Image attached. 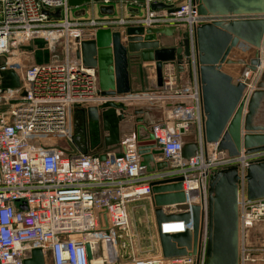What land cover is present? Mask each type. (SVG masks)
I'll return each mask as SVG.
<instances>
[{"label":"built area","instance_id":"1","mask_svg":"<svg viewBox=\"0 0 264 264\" xmlns=\"http://www.w3.org/2000/svg\"><path fill=\"white\" fill-rule=\"evenodd\" d=\"M68 1L0 0V59L11 48L18 51L23 41L43 38L49 42L50 33L57 34L53 43L65 38L63 49L54 48L46 64L35 65L30 53L28 58L20 51L15 54L17 61L0 60V74L14 71L20 83L19 88H6L8 79L0 75V264H23L32 249H39L44 258L48 255L51 264H92L86 244L98 242L101 254L103 243L115 248L120 233L129 229L128 206L142 200L152 203L154 183L178 177L185 200L176 205L182 207L176 213L190 214L193 205L200 208L202 236L197 254L130 255L117 264H204L208 175L233 165L239 176L238 264L264 263V198L248 200L244 180L248 162L264 158V151L230 158L203 138L194 30L200 23L228 18L199 14L197 0H143L142 5L129 2V7L124 0L99 4L89 0L83 11L73 8L77 9L74 15ZM157 4L163 7L153 8ZM99 5H112L114 15L100 14ZM132 9L138 14L127 16ZM57 10L58 17L45 14ZM129 26H173L187 36L190 55L189 62L181 64L182 71L167 65L161 88L141 97L121 98L160 100L164 107L167 101L171 104L165 120L150 130L155 147L162 150L157 160L168 165L163 172L146 173L134 136L122 141L120 150H105L104 160H99L75 147L70 130L71 105L100 99L93 69L83 68L75 59L74 41L88 39L99 29L123 32ZM174 38V46H182L183 38ZM24 60L27 65L22 64ZM239 79L249 81V71ZM20 90L25 93L22 98ZM190 130L197 150L186 160L181 150L183 136ZM44 138L56 142H41ZM191 226V220L165 221L160 233H184ZM154 234L158 239L156 226Z\"/></svg>","mask_w":264,"mask_h":264},{"label":"water","instance_id":"2","mask_svg":"<svg viewBox=\"0 0 264 264\" xmlns=\"http://www.w3.org/2000/svg\"><path fill=\"white\" fill-rule=\"evenodd\" d=\"M102 0H93L99 4ZM111 3L117 0H109ZM139 5L143 0H124ZM201 15L228 19L200 23L194 30L198 81L201 106L204 117L203 138L206 144L216 145L219 152L234 158L242 152L245 155L264 151V0H197ZM89 0H69L70 8L82 7ZM157 4L153 8H161ZM102 15H112L113 6L99 5ZM45 14L58 17L59 11ZM82 11L78 13L81 15ZM183 38L182 46L163 47L160 38ZM75 59L85 69H93L95 76V102L72 104L70 118L72 130L81 120L87 122V138L90 154L104 160L103 152L121 145L124 129H133L138 140V154L146 173L163 172L168 169L166 161L157 160L162 154L156 148L150 133L155 124L150 106L160 107V100L121 99L129 96L141 97L145 92L143 66L153 65L155 86L163 85L164 69L167 65L182 71V63L189 62V46L185 30L177 27L129 26L123 32L99 29L88 39H76ZM43 38L23 41L20 49L32 54L35 65L48 63L54 48L63 49L64 43L57 44ZM235 52L248 54V58L235 57ZM263 54V59L260 57ZM27 65V61H22ZM244 65L240 75L235 77L227 70ZM263 66L255 81L239 79L243 72L252 73ZM131 66L138 71L139 90L131 89ZM6 88H19V78L14 71L0 74ZM5 82V81H4ZM179 94V93H176ZM23 90L19 98L24 97ZM105 98V99H104ZM110 98V99H109ZM21 100V99H19ZM165 107L171 106L167 101ZM176 103L175 106H178ZM132 122L134 127L130 128ZM138 124V126H136ZM141 132L146 136L141 137ZM182 133V131H180ZM77 138L74 134V141ZM41 142L55 143L56 139H40ZM82 150V149H80ZM197 144L184 143L181 150L183 159L195 155ZM237 166L213 170L207 179L206 226L204 264H238V207ZM245 194L248 200L264 198V158L249 161L245 170ZM182 178H166L152 187L153 205L156 209L155 224L158 231L160 252L164 258L195 256L200 244L202 226L200 208L191 206L187 212L164 215L161 206L184 203L181 192ZM191 220V230L178 234L160 233L165 221ZM87 259L91 263L100 257V245L95 242L85 246ZM23 264H45L39 249H32Z\"/></svg>","mask_w":264,"mask_h":264},{"label":"rangeland","instance_id":"3","mask_svg":"<svg viewBox=\"0 0 264 264\" xmlns=\"http://www.w3.org/2000/svg\"><path fill=\"white\" fill-rule=\"evenodd\" d=\"M85 6L81 7L82 11L84 10ZM126 6L129 7V2H126ZM76 11H77V9L72 8L73 15L76 13ZM127 12H128V14H130L127 16H133L135 14H138L137 10L135 12L128 10ZM112 15H114V13ZM64 39L65 38H59L56 41V43L57 44H59V43L63 44ZM20 47H18V51L14 48L13 49L11 48L9 53L0 59L1 62L5 61L7 58L11 59V61H17L18 55L16 56L15 54H16V52L18 54L19 51L24 53L25 54L24 56L29 58V53L22 51L20 49ZM56 50L58 52L61 51L60 47H57ZM144 76H145V73H144ZM70 122H71L70 130H71V134L74 138L75 130L74 131L72 130V119L71 118H70ZM193 128H195V127H193ZM193 138L194 137H192L191 134H186L183 136V141L191 142V139H193ZM77 149L80 150L79 147H77ZM87 150H88L87 148H83V151L82 150H80V151L89 153V151H87ZM128 209H129V229H128L127 233H123V234L120 233L121 236H120V238L117 239V244H116L115 248L113 247L114 252H113L112 256H113V259H115V260L113 263H111V261H113V259L111 261H109L107 258L104 257L103 254H101V250H100V256L104 260H106V262H104L102 264H117L119 262L118 260L121 257H123L122 260H124V259L128 258L130 255H134L135 257H139V258L155 257V256L161 255L158 239L156 238V236L154 234V229H153V224H154L155 218H156L155 211H156V209H158V207H155V205H153V203L142 200V201L130 204L128 206ZM159 209H161V211L164 215H169V214L176 213V211H178V210H182V207H179L176 205L161 206ZM172 212H174V213H172ZM115 251H116V256H114ZM49 261H50V259L47 255V257L45 258V264L46 263L49 264L48 263ZM260 264H262V263H260Z\"/></svg>","mask_w":264,"mask_h":264},{"label":"crops","instance_id":"4","mask_svg":"<svg viewBox=\"0 0 264 264\" xmlns=\"http://www.w3.org/2000/svg\"><path fill=\"white\" fill-rule=\"evenodd\" d=\"M132 11H134L132 9ZM160 43L163 47H175V38L172 37V38H160ZM232 55H234L235 57H242V58H248V54H244V53H239V52H235L233 53ZM263 59V54L262 56L260 57V61H262ZM244 65H240V66H235V67H231L229 68L227 71L235 76V77H238V75H240L242 69H243ZM262 65L258 67V71L257 72H250L249 71V82L251 81H255L257 76H258V73L260 72V70L262 69ZM143 69H144V73H145V90L146 91H155V75H154V66L153 65H144L143 66ZM130 74H131V89L132 91H136V90H139L140 88V85H139V81H138V78H137V69L133 66H131V69H130ZM248 83V82H247ZM150 111L152 112V119L153 121H155V123L157 122H161V121H164L165 120V116H166V113H167V108L164 107L163 105L160 106V107H153V106H150ZM130 125V128L134 127V124L132 122L129 123ZM136 126H138V124H136ZM193 131H189L188 134H191L192 137H193ZM134 134V131L133 129H124L123 131V134H121V141H124L125 139L127 138H130L132 137ZM146 132H141V137H145L146 136ZM186 135V134H185ZM193 141V139H191V142ZM189 141H184V143H188ZM122 143V142H121ZM120 148H122L121 146H117V147H113V148H110L109 150H120ZM79 149H82L83 151V148H79ZM89 151V150H87ZM86 153V152H84ZM173 213V212H172ZM156 224L154 222L153 224V229L155 228ZM44 258V257H43ZM44 262H45V258H44ZM49 264H51V262L49 261L48 262ZM47 264V263H46ZM264 264V263H262Z\"/></svg>","mask_w":264,"mask_h":264},{"label":"flooded vegetation","instance_id":"5","mask_svg":"<svg viewBox=\"0 0 264 264\" xmlns=\"http://www.w3.org/2000/svg\"><path fill=\"white\" fill-rule=\"evenodd\" d=\"M136 68V67H135ZM137 69V68H136ZM144 74V70H143ZM137 78H138V71H137ZM75 134L77 138H75V147L79 148H87L88 147V138H87V122L85 120H81L79 126L75 130Z\"/></svg>","mask_w":264,"mask_h":264},{"label":"bare ground","instance_id":"6","mask_svg":"<svg viewBox=\"0 0 264 264\" xmlns=\"http://www.w3.org/2000/svg\"><path fill=\"white\" fill-rule=\"evenodd\" d=\"M56 38H57V34L56 33H50L49 40L51 42L53 41V39H56ZM10 61H11V59H10ZM168 227L169 226H166L165 227V232H169L168 231ZM102 248H103V255H104V257L107 258L109 261H111L113 259V256H112L113 255V252H114L113 251V247H111V246L110 247H107V245L105 246L104 243H103ZM114 256H116V251L114 253ZM101 258L102 257H98V258L94 259L92 261V264H101V262H102V259ZM114 260L115 259H113V261H111V263H113Z\"/></svg>","mask_w":264,"mask_h":264}]
</instances>
